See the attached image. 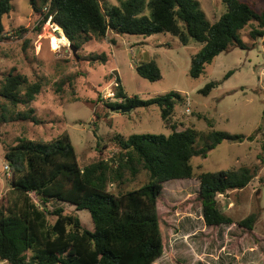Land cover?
Wrapping results in <instances>:
<instances>
[{"label":"rangeland","instance_id":"rangeland-1","mask_svg":"<svg viewBox=\"0 0 264 264\" xmlns=\"http://www.w3.org/2000/svg\"><path fill=\"white\" fill-rule=\"evenodd\" d=\"M196 1L210 22L225 11L221 0ZM246 1L255 11L264 12V0ZM99 2L104 8L118 5V0ZM11 4V12L2 21L4 36L9 39L0 42V90L9 73L24 76L28 84L38 82L41 87L28 104L12 106L0 95V201L8 192L11 177V170L7 173L3 169L7 165L3 153L19 137L47 142L66 132L77 163L83 168L114 158L119 151L116 139L168 136L170 125L177 131L193 129L198 134L197 148L212 130L253 136L242 143L221 142L205 158L190 159L192 178L161 184L156 210L163 252L152 264H264V36L253 40L250 27H245L239 35L245 49L229 48L206 64L199 77L191 78L190 60L200 44L183 46L163 33L148 37L108 34L102 40L85 42L77 49L76 59L53 24L47 21L35 30L39 19L28 0H12ZM19 28L27 33L17 37L15 31ZM99 54L105 55V63L91 60ZM148 60L156 62L159 80L150 82L136 73L135 66ZM209 82H216V87L207 96L199 94ZM117 88L140 101L169 92H177L183 101L167 121L162 120L160 109L154 105L122 113L105 106L120 103L114 98ZM23 93L21 90V97ZM30 110L37 123L16 117ZM239 167L252 171L250 183L216 197L218 209L232 223L205 226L198 199V175ZM146 181L144 171L134 177L125 171L122 179L108 184L107 189L122 193ZM30 196L37 203V197ZM47 207L76 214L81 226L92 230L87 211H76L56 200H49ZM251 215L255 221L248 231L238 223ZM48 219L53 221L52 217Z\"/></svg>","mask_w":264,"mask_h":264},{"label":"trees","instance_id":"trees-1","mask_svg":"<svg viewBox=\"0 0 264 264\" xmlns=\"http://www.w3.org/2000/svg\"><path fill=\"white\" fill-rule=\"evenodd\" d=\"M11 1L0 0V42L9 39L4 36L2 21L12 10ZM28 2L39 19L36 31L48 21L77 49L108 34L148 37L163 33L183 46L191 42L200 44L190 60L191 78L199 77L206 64L229 48L245 49L239 38L245 27H250L253 40L264 36V12L255 11L246 0H221L225 11L214 22L206 19L196 0H118L117 6L105 8L99 0ZM15 33L17 37L23 36L27 30L19 28ZM91 60L106 61L104 54L92 56ZM135 71L150 82L161 77L153 60L140 62ZM216 85L209 82L198 93L207 96ZM40 87L38 82L28 84L24 76L9 73L0 95L12 106L28 104ZM114 98L120 103L109 102L105 106L132 109L154 105L164 121L183 101L177 92L140 101L127 97L121 88H117ZM30 112L18 113L16 117L37 123ZM170 128L168 136L131 135L116 139L119 151L114 158L83 168L77 163L66 132L47 142L19 137L3 153L11 177L8 192L0 201V264H152L160 258L163 236L156 203L161 184L192 178L190 159L205 158L221 142L242 143L253 137L212 130L197 148L198 134L193 129L177 131L174 125ZM125 171L132 177L144 171L147 181L122 193L108 191L107 185L121 180ZM253 177L247 167L198 175V199L205 226L232 223L218 209L216 197L245 188ZM30 194L37 197V203ZM49 200L68 203L76 211H87L92 230L83 228L76 214H66L62 208L49 210ZM254 221L255 216L251 215L238 224L250 231Z\"/></svg>","mask_w":264,"mask_h":264},{"label":"water","instance_id":"water-1","mask_svg":"<svg viewBox=\"0 0 264 264\" xmlns=\"http://www.w3.org/2000/svg\"><path fill=\"white\" fill-rule=\"evenodd\" d=\"M59 28V27H58ZM61 30V29H60ZM61 32H62V30H61ZM63 33V32H62ZM65 36V35H64ZM66 38V37H65ZM67 39V38H66ZM68 40V39H67ZM68 43H69V41H68ZM69 48H70V50H71V52H72V54H73V56L77 59V56H76V51H77V48L76 47H74L73 45H71L70 43H69ZM116 110H118L119 112H126V111H129L130 110V108L129 107H126V108H121V109H116ZM42 207H44L45 206V204H43L42 203V205H41Z\"/></svg>","mask_w":264,"mask_h":264},{"label":"built area","instance_id":"built-area-1","mask_svg":"<svg viewBox=\"0 0 264 264\" xmlns=\"http://www.w3.org/2000/svg\"><path fill=\"white\" fill-rule=\"evenodd\" d=\"M3 169H4L7 173H10V168H9L8 165H5V166L3 167Z\"/></svg>","mask_w":264,"mask_h":264},{"label":"bare ground","instance_id":"bare-ground-1","mask_svg":"<svg viewBox=\"0 0 264 264\" xmlns=\"http://www.w3.org/2000/svg\"><path fill=\"white\" fill-rule=\"evenodd\" d=\"M56 30H57V28H56Z\"/></svg>","mask_w":264,"mask_h":264}]
</instances>
